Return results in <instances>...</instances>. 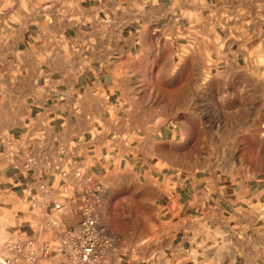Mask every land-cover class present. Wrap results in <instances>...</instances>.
Returning <instances> with one entry per match:
<instances>
[{
	"label": "crops",
	"instance_id": "0c3cea01",
	"mask_svg": "<svg viewBox=\"0 0 264 264\" xmlns=\"http://www.w3.org/2000/svg\"><path fill=\"white\" fill-rule=\"evenodd\" d=\"M251 56L264 62V0H0V252L33 183L25 155L63 149L77 165L97 158L111 194L132 178L152 209V226L115 231L127 264H264V177L183 165L213 154L195 142L221 136L222 155L241 159L246 138L264 141V66L245 69Z\"/></svg>",
	"mask_w": 264,
	"mask_h": 264
},
{
	"label": "built area",
	"instance_id": "2783aa9c",
	"mask_svg": "<svg viewBox=\"0 0 264 264\" xmlns=\"http://www.w3.org/2000/svg\"><path fill=\"white\" fill-rule=\"evenodd\" d=\"M91 165L60 149L54 159L30 149L23 171L33 183L2 245L0 264H127L123 238L108 223L110 188Z\"/></svg>",
	"mask_w": 264,
	"mask_h": 264
},
{
	"label": "rangeland",
	"instance_id": "374dc122",
	"mask_svg": "<svg viewBox=\"0 0 264 264\" xmlns=\"http://www.w3.org/2000/svg\"><path fill=\"white\" fill-rule=\"evenodd\" d=\"M262 64L264 66V62L257 63L254 61L253 56L249 58V60L246 62L244 68L248 70H253L255 68H258L259 65ZM160 70H168L169 66L167 63H162L161 66L154 67V72H157ZM158 74H154V77H151L149 79V82L147 84V88L145 92L143 93L142 99L146 103L150 105L156 104V95L152 93L153 86L157 84L162 79H159L157 77ZM168 83V81L166 80ZM171 89H173L174 84H170ZM252 91L250 93V90H241V95L248 96L249 98H252ZM167 96L169 98H173L175 95L170 92ZM226 98V95L223 93L218 94V100L222 104H224V99ZM168 101V100H167ZM167 104H162L159 106V108H155L151 110V120L158 119V118H165V112H167V107L170 106L169 102H166ZM224 117L228 118L226 115V110H224ZM218 112V111H215ZM219 112H223L219 110ZM245 117L251 116V111L246 110L245 111ZM218 129L223 130L224 128L222 126H217ZM251 133V132H250ZM252 134V133H251ZM192 144V143H191ZM227 143L223 142L221 140V136H219V140L217 141H210L207 142H195L191 145L190 149H192L194 152H206L210 151V154L208 156H202V157H192L189 159H184V166H187L189 169H205L210 168L212 166H222V164L228 166L229 168L236 167L241 163V167L245 171H248L252 173L253 175H261L264 177V141H254L251 140V138H246L243 143V150H245V156L243 158H237V157H227L222 155V150L225 149V145ZM185 145V144H184ZM183 145V148H186ZM188 147V148H189ZM231 151V150H230ZM232 153V151L230 152ZM187 162L189 164H187ZM105 184L107 186H110V179L105 178ZM118 183L123 187L118 190L113 191L114 193L111 194V200L108 204V223L112 230L118 231L121 233H124L125 231L133 230V231H141L142 226L146 225H153V222L151 221V215H152V209L147 206H141L137 201V189L138 185L136 181H134L130 177H122L118 179ZM128 188V189H127ZM261 208V207H259ZM19 210H23L24 207L18 208ZM14 213V212H13ZM138 220V221H136ZM150 220V222L148 221ZM226 243H218L217 241H213V247L216 248H224L226 247Z\"/></svg>",
	"mask_w": 264,
	"mask_h": 264
}]
</instances>
